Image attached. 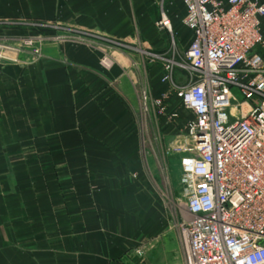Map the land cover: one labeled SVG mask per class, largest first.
Wrapping results in <instances>:
<instances>
[{
  "label": "crops",
  "instance_id": "crops-1",
  "mask_svg": "<svg viewBox=\"0 0 264 264\" xmlns=\"http://www.w3.org/2000/svg\"><path fill=\"white\" fill-rule=\"evenodd\" d=\"M162 8L185 51V8L163 0H0V42L20 43L35 35L26 25L38 23L61 35L114 38L124 54H165L168 40L155 24ZM58 53L60 65H0V220L38 219L60 235L74 264H135L149 238L156 261L164 254L168 264L185 263L179 232L164 233L165 205L146 174H157L161 161L145 154L141 93L156 95L166 62L127 65L130 56L104 70L92 47L64 42Z\"/></svg>",
  "mask_w": 264,
  "mask_h": 264
},
{
  "label": "built area",
  "instance_id": "built-area-1",
  "mask_svg": "<svg viewBox=\"0 0 264 264\" xmlns=\"http://www.w3.org/2000/svg\"><path fill=\"white\" fill-rule=\"evenodd\" d=\"M177 1L191 42L181 62H166L170 89L159 98L144 89L141 106L163 115L174 91L192 115L172 148L191 218L179 225L185 264H264V1L163 3ZM172 19L162 8L156 26L175 37ZM177 68L187 72L181 87Z\"/></svg>",
  "mask_w": 264,
  "mask_h": 264
},
{
  "label": "rangeland",
  "instance_id": "rangeland-1",
  "mask_svg": "<svg viewBox=\"0 0 264 264\" xmlns=\"http://www.w3.org/2000/svg\"><path fill=\"white\" fill-rule=\"evenodd\" d=\"M25 28L34 32L35 35L29 33L26 38L16 44L0 42L3 47L12 49V51L4 49V52H0V65H32L33 63H43L45 61H51L52 65H60L58 47L64 42L79 43L98 50L100 54L99 64L104 70L109 69L111 65H124L123 57L131 56V61L126 60L128 61L127 65H139L138 63L142 57L148 63L167 62L173 59L181 62L184 55V51H181L177 44L173 43L174 39L177 41L175 29V37H173L156 26L168 40L167 53L159 54L141 47V51L138 50L136 53L129 55L123 53L126 44L114 38H95L76 34L61 35L59 34L61 29L57 25L47 26L46 24L37 23L32 27L26 25ZM48 30L52 32L50 33ZM45 49L48 50L47 55ZM114 49L117 50L113 51ZM51 57L52 59H50ZM107 63L110 66H107ZM177 71H179V83L176 82V73L174 81L177 86L181 87L185 84L187 72L182 68ZM169 89L170 86L161 81V84L157 87L156 95L151 94V96L159 98ZM149 93H151L150 90ZM165 106L166 110L163 115L154 111H151V117L149 113L147 114L145 134L148 148L145 151L147 152L145 153L146 156L155 158L154 154H156V158L161 161L154 168V173L157 171V174L151 175L148 171L146 174L148 178L154 179V181L151 179L149 182H152V188L161 196L165 205L164 216L168 217V226L165 227L164 233L168 229L179 232L181 222L191 219L185 208L187 200L179 160L172 148L177 141L187 140L185 127L187 122L192 119V115L181 106L174 91H171ZM150 141H152L153 148H151ZM154 182L158 183V187H155ZM27 218L28 216L24 215L19 221L0 220V264H74V260H65L70 253L66 255L67 251H63L65 246L59 245L58 241H61V239L57 232H53L54 239L52 231L40 228V223H37L38 219L28 220ZM34 221L39 226L31 225ZM153 245H156L153 239H147L146 243L144 241L140 246L142 249L139 250L141 254L137 251L138 256L135 264H168L164 254L157 261L155 260L156 249ZM68 258L72 257L69 256ZM180 264L185 263L181 262Z\"/></svg>",
  "mask_w": 264,
  "mask_h": 264
}]
</instances>
